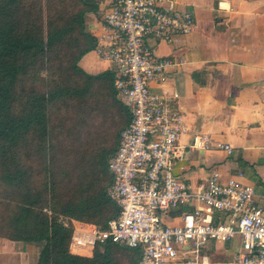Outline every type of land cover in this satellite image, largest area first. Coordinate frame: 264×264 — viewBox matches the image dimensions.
<instances>
[{
	"label": "trees",
	"instance_id": "1",
	"mask_svg": "<svg viewBox=\"0 0 264 264\" xmlns=\"http://www.w3.org/2000/svg\"><path fill=\"white\" fill-rule=\"evenodd\" d=\"M99 0H0V237L34 243L37 264H139L140 248L110 240L69 251L61 216L108 227L120 212L109 158L129 108L114 70L85 71L97 46ZM102 172L100 174V171Z\"/></svg>",
	"mask_w": 264,
	"mask_h": 264
},
{
	"label": "built area",
	"instance_id": "2",
	"mask_svg": "<svg viewBox=\"0 0 264 264\" xmlns=\"http://www.w3.org/2000/svg\"><path fill=\"white\" fill-rule=\"evenodd\" d=\"M177 1L113 0L105 14L96 50L112 63L114 87L131 112L108 160L113 181L107 193L120 212L107 228L61 216L72 228L69 251L92 256L98 243L110 240L140 248L139 264H264V203L256 202L254 185L241 180L243 172L224 181L213 169L193 189L173 170L188 127L174 97L152 91V84L167 80L174 61L149 39L173 43L193 31L195 17L177 8ZM190 148L233 152L231 144L202 132L193 135ZM236 236L241 245L230 259L214 262L204 252L209 241Z\"/></svg>",
	"mask_w": 264,
	"mask_h": 264
},
{
	"label": "crops",
	"instance_id": "3",
	"mask_svg": "<svg viewBox=\"0 0 264 264\" xmlns=\"http://www.w3.org/2000/svg\"><path fill=\"white\" fill-rule=\"evenodd\" d=\"M112 3L99 0L98 11L89 15L96 37L104 31ZM176 5L195 17L193 31L173 43L149 39L159 54L174 61L167 80L152 84V91L174 97L188 127L180 138L181 155L173 159L174 173L197 189L213 169L224 181L243 172L241 180L254 185L256 202L264 203V0H178ZM79 65L93 74L113 69L96 48ZM199 132L231 144L233 152L191 149ZM240 245L239 236L211 240L204 252L221 262ZM39 254L34 243L0 237V264H37Z\"/></svg>",
	"mask_w": 264,
	"mask_h": 264
},
{
	"label": "rangeland",
	"instance_id": "4",
	"mask_svg": "<svg viewBox=\"0 0 264 264\" xmlns=\"http://www.w3.org/2000/svg\"><path fill=\"white\" fill-rule=\"evenodd\" d=\"M99 171H100V169H99ZM102 172L100 171V174H101Z\"/></svg>",
	"mask_w": 264,
	"mask_h": 264
}]
</instances>
